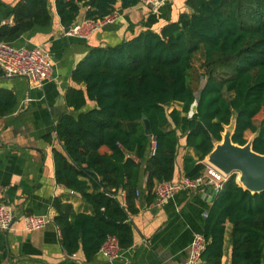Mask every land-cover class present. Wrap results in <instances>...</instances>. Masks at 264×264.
I'll return each mask as SVG.
<instances>
[{
	"label": "trees",
	"instance_id": "trees-1",
	"mask_svg": "<svg viewBox=\"0 0 264 264\" xmlns=\"http://www.w3.org/2000/svg\"><path fill=\"white\" fill-rule=\"evenodd\" d=\"M85 1L55 0L66 28ZM119 1L128 8L141 0H91L86 18L110 14ZM186 4L191 11L160 31L148 29L117 45L92 48L72 72L85 89H69L67 101L77 113L64 114L56 126L63 143V150L54 149L56 178L93 212H75L71 203L55 200V223L71 255L82 249L91 259L110 235L123 249L134 244L130 219L138 211L142 165L154 194L157 183L175 180L183 138L197 156L183 157L191 178L203 172L202 161L233 119V142L245 145L250 132L254 151L264 154V117L258 118L264 113V0ZM11 14L14 23L0 25V42L13 43L53 19L49 0H17ZM198 61L206 80L197 92L192 72ZM89 102L95 105L85 109ZM174 103L182 108L170 110ZM144 115L157 137L153 155ZM237 179L241 182L239 173ZM238 182L233 174L212 203L200 264L222 263L227 223L232 225L230 264H264V191L253 193Z\"/></svg>",
	"mask_w": 264,
	"mask_h": 264
},
{
	"label": "crops",
	"instance_id": "crops-1",
	"mask_svg": "<svg viewBox=\"0 0 264 264\" xmlns=\"http://www.w3.org/2000/svg\"><path fill=\"white\" fill-rule=\"evenodd\" d=\"M16 2L0 0V25L14 23L11 11ZM90 2L82 4L74 24L86 17ZM186 2L168 0L152 11L141 4L124 8L119 1L115 7L118 19L85 39L67 34L55 0H49L52 24L37 27L12 43L17 47H41L51 56L53 75L38 87L31 86L24 77H8L0 70V204L15 212L11 228H0V264H186L189 245L195 233H203L206 222L203 214L211 209L214 200L206 193L182 189L167 203L158 204L147 187L145 164L135 200L138 211L130 219L134 244L123 249L115 261H109L99 251L91 259H87L82 249L69 254L55 223L54 205L60 199L71 203L75 212H93L80 195L68 191L56 178L54 149L63 150L56 126L64 114L77 113L68 104L69 89H85L84 84L72 78L76 65L94 47L114 46L148 29L160 31L182 13L191 11ZM94 105L89 102L85 109ZM175 107L182 108L174 103L170 110ZM181 143L175 180L185 175L184 155L190 153L197 158L193 149L184 147L185 138ZM119 195L125 205V191ZM27 214L46 215L50 222L42 229L27 231L23 222ZM231 231L232 225L227 223L221 264H230Z\"/></svg>",
	"mask_w": 264,
	"mask_h": 264
},
{
	"label": "built area",
	"instance_id": "built-area-1",
	"mask_svg": "<svg viewBox=\"0 0 264 264\" xmlns=\"http://www.w3.org/2000/svg\"><path fill=\"white\" fill-rule=\"evenodd\" d=\"M168 0H141L139 4L150 8L152 11H157L161 5ZM119 17L116 10L110 14L98 18L89 19L83 18L79 22L68 27V35H76L81 38L88 39L96 31L113 24ZM0 70L8 77H24L28 80L31 86L41 87L45 82L50 80L53 75V61L51 56L41 47L27 48L17 47L10 42H0ZM157 148V137L151 135V154H155ZM205 165L203 172L191 178L184 175L178 180H166L156 184L154 194L158 204L167 203L178 191L188 189L196 192H203L210 195L212 200L223 189L224 183L233 175L226 174L214 165L207 161V157L202 161ZM239 183V182H238ZM139 195V191H136ZM204 217L207 218L209 210L204 212ZM15 219L14 210L6 205L0 204V228L9 230ZM25 230L35 231L44 228L50 218L46 215L27 214L23 217ZM207 241L203 233H195L189 245V253L186 264H200L202 255L206 249ZM123 248L120 245L119 239L110 235L100 247L99 252L104 255L109 261H115L120 257Z\"/></svg>",
	"mask_w": 264,
	"mask_h": 264
},
{
	"label": "water",
	"instance_id": "water-1",
	"mask_svg": "<svg viewBox=\"0 0 264 264\" xmlns=\"http://www.w3.org/2000/svg\"><path fill=\"white\" fill-rule=\"evenodd\" d=\"M143 121L147 135H151V122L146 115L143 116ZM234 131L235 119L226 126L222 140L216 142L215 148L207 156V161L226 174L240 172L241 183L245 189L253 193L264 191V154L253 149L255 135L252 134L245 145H240L232 140Z\"/></svg>",
	"mask_w": 264,
	"mask_h": 264
},
{
	"label": "rangeland",
	"instance_id": "rangeland-1",
	"mask_svg": "<svg viewBox=\"0 0 264 264\" xmlns=\"http://www.w3.org/2000/svg\"><path fill=\"white\" fill-rule=\"evenodd\" d=\"M200 66V62H196L195 67L193 69V79H192V83L194 88H196L197 92L199 91V89L204 85L205 83V78H203L200 74L201 70H203L202 68L199 67ZM264 117V113H260L258 115V118L262 119ZM247 137L248 139H250L252 137V134L250 132H247ZM239 184L242 185L241 182H239Z\"/></svg>",
	"mask_w": 264,
	"mask_h": 264
},
{
	"label": "bare ground",
	"instance_id": "bare-ground-1",
	"mask_svg": "<svg viewBox=\"0 0 264 264\" xmlns=\"http://www.w3.org/2000/svg\"><path fill=\"white\" fill-rule=\"evenodd\" d=\"M239 173V175H240V181H241V173L240 172H238Z\"/></svg>",
	"mask_w": 264,
	"mask_h": 264
}]
</instances>
